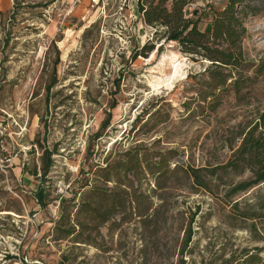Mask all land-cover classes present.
<instances>
[{
  "label": "rangeland",
  "instance_id": "obj_1",
  "mask_svg": "<svg viewBox=\"0 0 264 264\" xmlns=\"http://www.w3.org/2000/svg\"><path fill=\"white\" fill-rule=\"evenodd\" d=\"M138 3L0 0V264H243L264 248V184L230 198L250 173L200 172L211 191L187 173L226 164L264 112V11L245 19L244 66L223 70L244 79L238 94L160 40ZM226 4L192 0L188 17L210 33L205 14ZM146 44L155 50L133 59ZM134 149L141 170H109ZM97 190L118 200L105 222L80 212Z\"/></svg>",
  "mask_w": 264,
  "mask_h": 264
},
{
  "label": "trees",
  "instance_id": "obj_2",
  "mask_svg": "<svg viewBox=\"0 0 264 264\" xmlns=\"http://www.w3.org/2000/svg\"><path fill=\"white\" fill-rule=\"evenodd\" d=\"M192 4V0H139L138 11L140 17L148 28L156 29L155 35L165 43H176L179 50L191 57L195 62L208 61L211 63L208 71L211 77L217 80V86L225 88L230 80H233L232 74H227L223 70L230 69L231 72L238 70L244 66V53L242 48L243 39L247 35L245 27V19L249 16L259 15L264 11V0H227L226 6L217 11L212 6L209 12L205 14L207 18H212V30L210 33L204 32L199 25L201 18L188 17V8ZM155 45L146 44L143 49L136 51L133 59L139 56H146L147 53L153 52ZM57 53L60 52L57 50ZM59 62V57L56 63ZM243 78L232 81L231 85L236 93L241 92V83ZM57 79L54 78L48 86V94L55 86ZM119 84V82H117ZM113 104L112 108H115ZM111 121V115L103 124L102 130H105ZM97 138L102 137V133H98ZM241 145L226 164H220L211 169L188 170L187 173L193 180L194 186L211 191L209 184L199 175L205 171L208 175L214 177L218 172H233L237 175H243L248 172L251 177L245 179L233 186L230 198L240 194L247 193L253 188L264 184V112H262L255 123L249 126L248 131L241 134ZM42 160L44 162L42 177L49 174L50 168L53 166L52 156L54 151L44 149ZM125 160L120 161L116 166L110 167L109 170L123 171L130 173L133 170H141L142 162L136 149L126 152ZM148 163V159H145ZM167 163L164 158L154 161L148 167L156 169ZM105 169H108L106 167ZM161 175V171L157 172ZM38 176L37 172L32 174ZM159 175V176H160ZM109 182V181H108ZM161 189V188H159ZM105 190H97L94 195L98 196V205L92 206L83 201L80 212L86 214L94 213L95 217L102 222L107 221L114 211L117 210L119 204L117 199L109 198ZM96 201V200H95ZM110 201L111 205H102L103 202ZM122 201H124L122 199ZM237 201V200H236ZM233 201L231 205L234 208L239 206V202ZM236 202V203H234ZM121 205V204H120ZM196 213L193 214L188 231L186 232V240L182 250V254L189 247L193 238L192 223ZM243 218L254 221L256 216L244 214ZM76 233L75 228L66 231V238ZM77 243H82L77 241ZM252 251H246L244 254L243 264H264L263 258L260 256L264 252V248H254ZM183 257V256H182ZM232 260H224L221 264H230ZM180 264H186L185 260H181Z\"/></svg>",
  "mask_w": 264,
  "mask_h": 264
}]
</instances>
